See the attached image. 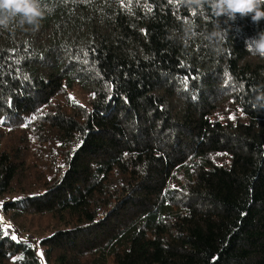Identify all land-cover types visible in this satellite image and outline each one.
<instances>
[{"label": "trees", "instance_id": "16d2710c", "mask_svg": "<svg viewBox=\"0 0 264 264\" xmlns=\"http://www.w3.org/2000/svg\"><path fill=\"white\" fill-rule=\"evenodd\" d=\"M39 3L0 26V264H264V19Z\"/></svg>", "mask_w": 264, "mask_h": 264}, {"label": "clouds", "instance_id": "9594fccd", "mask_svg": "<svg viewBox=\"0 0 264 264\" xmlns=\"http://www.w3.org/2000/svg\"><path fill=\"white\" fill-rule=\"evenodd\" d=\"M196 7L207 3L212 14L216 17L224 16L229 20L250 15L253 23L264 19V0H194ZM44 15L39 0H0V26L6 27L10 20L19 17L20 23L35 25ZM211 36L222 38L223 32L219 23L214 26ZM255 53L264 56V31H259L250 39L248 45ZM260 107H264V96H257Z\"/></svg>", "mask_w": 264, "mask_h": 264}, {"label": "snow or ice", "instance_id": "6c2138e0", "mask_svg": "<svg viewBox=\"0 0 264 264\" xmlns=\"http://www.w3.org/2000/svg\"><path fill=\"white\" fill-rule=\"evenodd\" d=\"M170 2H171V0H170ZM193 15H195V13H193ZM141 31H145V30H141ZM145 59H147V57H145ZM184 80H185V84H184V86H185V89H187V87H188V83H187V81H188V77H185L184 78ZM114 87V85H112V84H110L109 85V91H111L112 90V88ZM92 95H93V97H95V93H92ZM111 97H109V99H110ZM194 99H195V97H193ZM124 100H125V103H127V97H124ZM8 106H9V108H11V106H12V104H11V99H9V101H8ZM242 111V110H241ZM230 120H234L235 119V116L234 115H230L229 117H228ZM5 117H0V124H3L4 122H5ZM221 119H223V117H221ZM22 127H26L27 125H21ZM83 144V141H81L80 142V145H82ZM80 145H78V147L80 146ZM124 155L125 156H127L128 155V153H124ZM158 155H159V153H158ZM218 155H219V153H218ZM191 159V158H190ZM60 167L61 168H63L64 167V165H60ZM175 187V186H174ZM33 195H43V193H33ZM14 199H23L22 197H15ZM3 201H0V206H2L3 205ZM242 215H244L243 213H242ZM0 219H3V217H0ZM98 223V222H97ZM9 227H10V225H9ZM4 235H8V233L7 232H5L4 233ZM11 239L13 240V241H17V236L15 235V234H12L11 235ZM18 242V241H17ZM37 255L38 256H41L42 257V253L41 252H37ZM13 259H15V258H13ZM218 259V257H213V260L215 261V260H217Z\"/></svg>", "mask_w": 264, "mask_h": 264}, {"label": "rangeland", "instance_id": "374dc122", "mask_svg": "<svg viewBox=\"0 0 264 264\" xmlns=\"http://www.w3.org/2000/svg\"><path fill=\"white\" fill-rule=\"evenodd\" d=\"M75 94H72V96H74ZM78 96V95H77ZM75 97V96H74ZM79 97V96H78ZM1 217H3L2 220H5L7 217L5 215H1Z\"/></svg>", "mask_w": 264, "mask_h": 264}]
</instances>
